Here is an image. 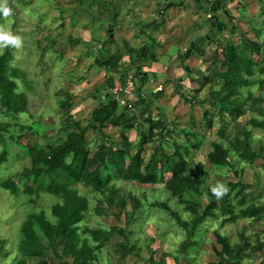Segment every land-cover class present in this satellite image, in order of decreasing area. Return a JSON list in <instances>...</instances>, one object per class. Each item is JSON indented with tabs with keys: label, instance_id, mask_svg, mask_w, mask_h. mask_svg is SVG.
Wrapping results in <instances>:
<instances>
[{
	"label": "trees",
	"instance_id": "16d2710c",
	"mask_svg": "<svg viewBox=\"0 0 264 264\" xmlns=\"http://www.w3.org/2000/svg\"><path fill=\"white\" fill-rule=\"evenodd\" d=\"M15 2L16 0H9V6L13 10L12 16L16 12L15 6L13 7ZM110 2L115 12L108 17V22L115 27L120 18L119 8L117 3L112 0ZM102 3L103 0L93 2L80 0L82 6L95 9L105 19L106 12H102L100 7ZM162 18H165L164 13L152 24L155 32L163 27L165 21H162ZM1 19H3L2 15H0ZM143 30L146 33V30ZM139 32L137 35L140 34ZM109 35L108 30L107 35L102 38L107 40L100 41L96 45L98 56L93 64L98 68L116 73L121 70L120 63L124 56H129L131 65L121 71L117 96L107 99V96L88 93L86 98L94 99L98 104L91 113L90 123L85 126L82 121L75 120L72 115L75 103L71 94L60 89L57 96L64 98L59 101V106L64 112L65 121L62 123V128L63 131H67V134L58 142L44 145L31 144L33 127L19 120L21 115L29 114L28 95L20 90L17 83L19 79L23 83L27 82L26 72L12 65L14 58L8 48L0 55V165L7 160L12 149L23 139H25L24 145L30 158V166L25 167L18 174L22 184L19 185L15 177H6L0 181V188L16 197L24 194L32 204H36L42 193L53 195L58 200L54 202L50 213L44 210L33 212L23 223L18 253L25 257V260L21 259L19 264H28L29 258H41L35 264H52L51 253L63 264H101L106 244L116 236L123 238V241L116 245V252L121 257L129 254L138 256L139 248L132 238L134 231L129 226L135 221L138 212L144 209L143 204L146 198L133 195L131 192L124 193L116 185L114 176L122 182L142 185H155L158 182L164 184V201H156L152 206L167 211L185 231L186 235L179 245L177 256L183 254L188 260L192 257V253L197 251L199 241H202L197 234L199 235V229L207 228L203 226L207 219L221 218L219 224L222 227L236 223L241 218H249L253 221L264 219V208L259 204L247 202L244 192L248 187L245 184L229 182L226 185L229 189L226 195L220 199L213 195L211 189L216 184L208 183L210 177L205 166L199 163L192 170L193 166L188 161L191 150L197 149L200 144H194L191 150L176 145L175 153L172 155L166 153L164 144L169 140L166 134L169 126L167 120L145 121V124L149 126V134L148 137L141 135L140 148L134 156H131V144L127 137H124V144L121 147L112 142L105 133V126L113 121L119 107L122 106L118 96H123L129 104L123 106L125 109L115 125L124 129H133L138 112L137 109L130 107L131 102L139 103L145 99V95H141L143 92L141 89L150 82L148 73L141 71V64L159 63L157 53L159 45L153 41L133 48L128 41L124 40L120 53L113 55L107 47ZM49 41L51 43L49 46L53 47L55 39ZM99 46L101 47L98 49ZM196 48L197 45L193 52L184 58V61L196 52ZM251 50L258 57L264 53V49L256 43L251 44ZM219 55L221 56L217 62L226 65L227 68L219 74L224 84L220 87V91L214 89L210 91V108L217 111L221 120L225 118L224 116L230 120H239L245 116L247 108L255 99L253 88L255 86L264 88V78H261L264 74V64L260 66L258 62L249 58L246 49H238L231 43H228ZM132 68L136 70L135 75L130 78L129 73ZM210 79L204 77L199 81L200 90L212 83ZM105 85L109 92H113L116 88L112 76L106 79ZM137 88L140 94L139 99L135 94ZM175 90L184 98V95L180 93L182 91L180 84ZM131 93L135 94L134 98H131ZM100 97L102 99L98 100ZM258 112V116H253L248 122L243 123L239 137H234L230 145L217 141L211 143L207 160L216 172L234 170L233 176L239 178L240 173L237 169L243 173L247 162L253 163L260 158L261 155L254 152L252 147V129L264 131V109L259 107ZM209 115V111L204 114L205 118ZM30 119H35V116L31 115ZM208 126L212 127V123H208ZM89 129H93L96 137L101 140L95 152H92L86 141ZM155 130H159L160 135L156 134ZM185 136L187 140L190 137L197 138L196 135L188 132ZM154 140H158V146L145 164L142 156L144 145ZM167 173L170 174L169 177H166ZM217 175L219 176V173ZM82 188L92 194L100 195L111 212L113 208L116 210L114 214L117 217L124 215L127 226L125 228L83 227L82 223L89 213L90 200ZM129 205H131L130 211L127 210ZM99 207L96 211L102 215L105 209ZM178 207L182 208V213L189 215L188 219H183L180 210H177ZM215 235L221 246V250L216 251L219 260L209 264H242L244 247L250 245L245 234H241L240 243L234 244L218 231H215ZM254 243L256 246L251 249L252 256H256L264 248V243L259 236L254 237ZM5 254V241L0 240V257ZM174 260L176 264H181L179 257H175ZM152 262L154 264V261Z\"/></svg>",
	"mask_w": 264,
	"mask_h": 264
},
{
	"label": "rangeland",
	"instance_id": "374dc122",
	"mask_svg": "<svg viewBox=\"0 0 264 264\" xmlns=\"http://www.w3.org/2000/svg\"><path fill=\"white\" fill-rule=\"evenodd\" d=\"M93 1L89 0V2ZM112 1H115L118 5L120 18L114 27V37L108 41L107 47L111 50V54L116 55L123 48L124 40L134 42L133 38L135 36V42L139 41L137 38L140 34L137 35L136 19L142 17L143 13H145L146 17H150V13L155 14V12L149 10L150 4H146V1H141L140 3L134 0H128V3L126 1ZM159 2H163V0H159ZM110 3V0H103L100 6L101 11L106 12L104 19L95 9L82 6L80 0H16L13 5V7L15 6V14L7 22H5L4 18L0 20V24H5L8 30L14 35L21 36L23 39V46L21 48L16 49L11 46L7 48L14 58L12 65L24 70L27 75L26 83H23L21 79L17 80L20 90L26 92L29 98V114L21 115L19 120L22 123L32 125L33 137L30 140L31 144L38 143L44 145L46 143L58 142L67 134V131H63L64 129L62 128L65 118L64 112L60 110L59 106V101L64 98L57 96V92L60 89H64L66 92L72 94V84L80 81L84 86L83 93L85 88L92 87L93 85L92 82L87 84L89 81H86L92 71L94 72L91 76V81L95 82L94 85L97 84V81H103V75L98 76V74L105 71V69L98 71V66L94 65L93 62L98 56L96 45L100 41H103L102 38L107 35L108 17H111L115 12ZM259 6L260 9L258 10ZM143 7L146 9H142ZM207 8L205 6V9ZM258 8L255 10L254 16L251 17V22L245 19L248 22L246 25L245 23H238V26L233 25V34H231L229 18L223 12V7L218 8L212 14L224 26L227 36L222 34L224 32L221 33V37L220 33H217V37H214L215 39L213 38L205 42L207 45L213 42V45H197L196 52L194 53L199 55L200 47L205 48L206 54L210 56L207 58L208 60L201 63L190 58L182 74L184 75L182 76L184 77V83L180 80V77L173 78L175 89L176 82H179L182 86L180 93L184 95L185 104H191L189 105V109L182 110L183 114L179 112L178 115H184L182 117L176 115L175 112L168 115L166 114L167 110L163 114H160L161 111L155 110V115L153 116L154 118H159V120L165 118L169 123L168 130L165 131L170 138L172 146L168 143L164 144L168 155L175 153L176 145L184 148L187 147L191 150L194 144H200L197 149L191 150V166H193L192 170H194L196 164H203L210 177L208 183L228 185L229 182L236 181V176H233L234 170L227 169V171L216 172L213 166L208 163L207 153L211 147V143L217 141L230 145L234 137H239V131L243 123L248 122L253 116H258L259 107L264 109V88H260L259 86L253 88L255 99L247 108L245 116L239 120H230L227 116H224L225 118L221 120L217 111L211 110L209 104V92L211 89L220 91V87L224 84L219 74L226 70L223 68V65L221 68L220 64L215 62L221 55L216 54L211 58L212 53L215 51V45L220 47L219 54H221L223 48L228 43L234 44L238 49H246L249 58L258 62L260 66L264 64V53L258 57L251 50L252 43H256L264 49V4H258ZM240 13H243V11ZM177 16L178 13L174 12L172 22H176L179 25V18H176ZM142 21L144 22V20ZM120 24L121 26H126L127 29L123 31ZM144 25L143 28L147 29ZM203 25L205 27V34L199 32L191 34L189 32L190 34H186L188 36L186 40H189V36L196 38L199 34L208 35L209 29L206 24L203 23ZM181 37L183 38V36ZM50 39H55L56 41L53 47L49 46L51 44ZM190 44H187L179 55L186 53ZM7 48L0 49V55ZM179 55L178 61L184 63V60L179 59ZM129 63L130 60L127 64ZM172 67L174 69H181L180 63H178V66ZM120 71H123V69ZM141 71L145 72L144 69ZM130 72L133 73L132 70ZM174 75L176 74L174 73ZM205 75L211 78L212 85H206L207 87L203 92V88L200 90L201 83L199 80ZM261 78H264V74ZM98 92L90 93L96 94ZM78 93H81V91ZM179 102L180 104L182 103L180 100ZM74 110L72 111V115L75 118L76 114H74ZM207 111H209L210 115L208 118H205L204 114ZM31 115L35 116V119H30ZM85 117L82 116L83 121L86 119ZM84 123L86 124L87 122ZM208 123H212V127H209ZM252 131L253 143L258 141L264 142V131L259 129H252ZM187 132L197 136V138H193L194 141L192 143L185 142L184 135ZM196 132L200 135H197ZM24 144H26L25 139L12 149L7 160L0 165V181L6 177H15V181L19 185L22 184V180L18 174L25 167L30 166V158ZM155 145H157V142L147 148L145 157L148 156L150 147H152L151 151L156 149L157 146L155 147ZM192 151H195L194 154H192ZM217 173H219V176ZM169 175L167 174L166 177H169ZM247 179L244 178L243 183ZM114 180L124 193L131 192L133 195L146 198L145 202L142 198L144 209L142 208L143 210L138 212L135 221L129 226L134 231L132 238L139 248V255L129 254L128 256L121 257L116 252V245L122 242L123 238L116 236L106 244L102 253L101 264H153L152 261H154V264H176L175 257L180 258L181 264H209L210 262L219 260L216 251L221 250L215 231H218L223 237H227L231 243H240L238 235L244 225H249L246 234L250 236L260 230H264V222L253 225L252 223L249 224V220H241L236 224L231 223L222 227L219 224L221 218H218V220H215L216 218H209L203 225L207 228L198 230L199 235L197 234V237L200 236L202 241H199L200 244L197 251L192 253V259L190 258L191 260L188 261L183 254L177 256L179 245L186 235L185 231L167 211L152 206L156 201H164V184L158 182L155 185H142L133 182H122L116 176H114ZM82 190L90 200L89 213L82 223L83 227L101 228L104 226L125 228L127 226L125 218L121 217L120 219V217H117L114 214L116 213L114 208L113 212H111L107 204L102 201L100 195L92 194L84 188ZM56 201L58 200L53 195L42 193L37 199L36 204H32L26 195L21 194L16 197L0 188V240L5 241L6 249V254L0 257V264H19L21 259L25 260V257L18 253L23 223L27 220L28 215L33 212L44 210L50 213ZM97 207L105 209L102 211V215H99L96 211ZM127 210H131V205L128 206ZM177 210H180L183 219H188L189 215L182 213L181 207H178ZM254 246H256L255 243ZM152 251L154 252L152 253ZM263 253L264 248L254 257H244L242 264H264ZM40 259L29 258L27 262L28 264H35ZM50 261L52 264H63L52 253Z\"/></svg>",
	"mask_w": 264,
	"mask_h": 264
},
{
	"label": "crops",
	"instance_id": "0c3cea01",
	"mask_svg": "<svg viewBox=\"0 0 264 264\" xmlns=\"http://www.w3.org/2000/svg\"><path fill=\"white\" fill-rule=\"evenodd\" d=\"M118 1H128V0H116ZM137 1V3H140L141 1H146V4H150V8L149 10L152 12H155V14L150 13V17H146L145 13L142 14V17H139L138 19H136V28H137V32L140 33V36H138V42H135V36L133 38L132 42L131 40L129 41V43L131 44V46L133 48H138L140 46H142L143 44H148V43H152L153 41H156L158 43V47H157V53L159 56V63H152V64H141L142 69L145 70L146 73H148V77H149V83L144 86L141 90L143 91L141 93L144 94L145 99L142 102L139 103H135V102H131L132 103V109H137V122L135 125V128L133 129H124L121 128L119 126L115 125V122L119 120L120 115L122 114V111H124V107L120 106L115 117L113 118L112 122H109L106 124V129H105V133L111 138L112 142L118 146L121 147L124 144V137H127L130 144H131V156H134L138 149L140 148V144H141V140L142 137L141 135H145L148 137L149 134V126L147 124H145V121H149V120H159V118H154L153 116L155 115V110H157L158 112H160V114H163L166 110L168 112H166V114L170 115L171 113L175 112L176 115L179 114V112H181V114H183L182 110H188L189 109V105H191L190 103L185 104V99L178 95L176 93L175 89V85H174V80L173 78H179L180 80H182V82L184 83V75L183 71L185 70V66H187V61H189V59L191 58L192 60H196L199 61L201 63H204V61L208 60L207 58H209L210 56L206 54V51L204 50L205 48H201L200 47V54H195L193 53L192 56L185 60L184 63H182L181 61H178V55L180 54V52H182V50L186 47V45L190 44L193 40L197 39L198 37L201 36V34H205V27L203 25V23L205 24L206 20H207V15L208 13H211V15L213 13H215L217 11L218 8L223 7L224 10L228 11L229 13V23H230V27H231V34H233V27L234 26H238L239 24H244L245 25L248 23L246 20H249V22H251L252 20V16H254V12L255 10L258 8V4L262 3L264 4V0H220L221 1V6L217 7L215 10H211V8H209V6L206 4V0H168L167 3H164L165 1H163V4H159L161 2H159V0H134ZM132 1V2H134ZM115 2V1H114ZM131 2V1H130ZM170 2H173L172 6L170 7L168 4ZM128 3V2H127ZM205 6H207L208 8L205 9ZM145 7H143L142 9H144ZM146 9V8H145ZM210 9V12H209ZM260 9V6L258 8V10ZM223 10V12H225ZM241 11H243V13H240ZM174 12L178 13V16L176 18H179V25L176 22H172L173 17H174ZM235 12V13H234ZM164 13V17L162 18V21L164 22V26L160 29L157 30L156 32L154 31L152 24H154L156 22V20L159 18V16ZM138 14V13H137ZM150 18V20H148ZM154 18V19H153ZM232 18V19H231ZM144 20V22L142 20ZM246 19V20H245ZM128 22V21H127ZM138 23H141V25H138ZM145 25H144V24ZM237 23V24H235ZM143 25L146 28H143ZM178 25V26H177ZM234 25V26H233ZM122 30H126V26H121ZM204 27V28H202ZM208 27V26H207ZM146 30V33H144V30ZM226 30H224L222 34L227 36V33L225 32ZM193 34L195 32H199L201 34H199L198 36H196V38L190 37L189 36V40H186L188 36H186V34ZM222 34H220V37L222 36ZM183 36V38L181 37ZM181 38V39H180ZM185 38V39H184ZM193 38V39H192ZM207 45V44H204ZM208 45H213V42L208 43ZM207 45V46H208ZM215 47V51L212 53V57H214V55H219L220 52V47L218 46H214ZM130 58L129 56H124L123 60L120 63V69L126 70L127 68L130 67L131 63L127 64L129 62ZM216 63L217 60H215ZM178 63H180L181 65V69L180 68H176L174 69L172 66H178ZM214 64V63H213ZM220 64V63H219ZM226 69V65L224 64H220V67ZM102 71L104 69L99 68L98 71ZM135 70L132 68V72L129 73V77L132 78L135 75ZM200 70H202V68H200ZM94 71H92L89 75V77L87 78L86 81H89L87 84H89L90 82H92V87H87L85 88L84 92L82 93L84 86L83 83L77 82L72 84V94L71 97H73L74 103H75V110H74V114L75 115V120L77 121H82L83 125L87 126L90 121H91V113L92 111L96 108L97 106V101L94 99H90V98H86L87 94L90 92H96L99 91L98 93H96V95H100V96H107V99H111L117 96V90L119 89V85H120V80H119V76L121 74L120 72H110L108 70L102 71L101 73L98 74L99 75H103L102 78V82L97 81V84H95V82L91 81L92 80V74ZM193 72V71H191ZM195 72V71H194ZM224 72V71H223ZM174 73L176 75H174ZM185 73V72H184ZM221 74V73H220ZM110 76H112L115 80V84H116V88L115 90H113V92H109L108 87L105 85V81L107 78H109ZM204 77H208L210 78L208 75H205L203 77H201L200 80H202ZM194 79H196L194 77ZM199 80V81H200ZM82 82V81H81ZM130 82V81H129ZM173 83V84H172ZM161 87L162 89L158 92L155 93L154 90ZM207 86H205L203 88V92L205 91ZM81 93H78L80 92ZM151 91V92H150ZM202 92V91H201ZM202 92V93H203ZM200 93V94H202ZM210 93V92H209ZM136 96L139 99L140 98V94H139V89L137 88L136 91ZM182 97V98H181ZM119 99V96H118ZM179 100L182 102L180 104ZM78 104V105H76ZM77 107V108H76ZM162 107H164V109H162ZM176 108V109H175ZM132 115V114H131ZM82 116H86L83 121ZM178 116H184V115H178ZM166 120L165 118L161 119V121ZM84 122H87L86 124ZM144 125V126H143ZM172 126V124H171ZM165 131V130H163ZM95 131L93 129H89L87 131L86 134V141L88 143V146L92 148V152H95L98 145L100 144V139H98L95 135ZM155 133L160 135L159 130H155ZM197 135H200L199 133L196 132ZM204 136V135H202ZM185 142H193V137H190L189 140L186 139L185 135ZM157 142L158 146V141L154 140L151 141L150 143L144 145L143 148V152H142V156L145 160V164L150 160L151 155L154 153L155 150L151 151L150 147V152L148 153V156L145 157L146 154V150L149 146H152L153 143ZM187 142V143H188ZM167 143L169 145L172 146V143L170 144V138L167 141ZM256 143V144H255ZM253 143L252 147H253V151L256 153H259L261 156L260 158H257L253 163L247 162L244 165V170L243 173L241 172L240 169H238L239 171V178L236 177V181H233L234 183L237 182H242V184L247 185V190L245 191V195L247 198V202L248 203H256L259 204L261 207L264 208V142L258 141ZM185 146H187L186 144H184ZM174 146V145H173ZM157 148V147H156ZM187 148V147H186ZM191 148V146H190ZM211 151V147L208 151V153ZM195 151H192V154H194ZM207 153V154H208ZM191 156V155H190ZM148 158V160H147ZM190 157L188 158V161L190 162L191 165V161H190ZM241 168V167H240ZM169 174V173H167ZM243 175V176H242ZM245 176V177H244ZM244 178L247 179L246 182L243 183ZM254 186V187H252ZM250 189V190H249ZM233 195H235V193H233ZM121 217H124L121 216ZM120 217V219H121ZM241 220H249V224H253L256 225L258 223H262L264 222L263 220H260L258 222H255L249 218H241L239 219L238 222H240ZM236 222V223H238ZM233 223V224H236ZM264 224V223H263ZM249 226V225H248ZM247 225H244L242 230L239 231V238H240V242L242 240L241 234L244 233L245 236L249 239V243L250 245H247L244 247V257L249 258L254 257L251 255V249L254 245V237L255 236H259L261 238L262 243H264V230H260L257 233H253L251 236L246 234V232L248 231L249 227ZM234 244V243H233ZM135 252V250H134ZM154 251H152L153 253ZM264 256V253H263ZM243 257V258H244ZM192 259V258H191ZM191 259H187L188 261H190Z\"/></svg>",
	"mask_w": 264,
	"mask_h": 264
},
{
	"label": "clouds",
	"instance_id": "9594fccd",
	"mask_svg": "<svg viewBox=\"0 0 264 264\" xmlns=\"http://www.w3.org/2000/svg\"><path fill=\"white\" fill-rule=\"evenodd\" d=\"M13 10L9 6V0H0V15L3 16L5 22L12 16ZM13 47L19 49L23 46V39L21 36L14 35L10 30L6 28L5 24H0V49ZM214 196L217 199L222 198L229 191L226 185L218 183L211 189Z\"/></svg>",
	"mask_w": 264,
	"mask_h": 264
},
{
	"label": "water",
	"instance_id": "95a60500",
	"mask_svg": "<svg viewBox=\"0 0 264 264\" xmlns=\"http://www.w3.org/2000/svg\"><path fill=\"white\" fill-rule=\"evenodd\" d=\"M197 1H199V0H197ZM164 3H166V0H165ZM172 4H173V2H170L168 5L171 7ZM220 6H221V1H219L217 3V5L213 6L212 10H215L217 7H220ZM224 13H225V15L227 17H229L228 11H225ZM205 24L208 26V29H209L210 33L208 35H201L199 38H197L194 41H192L191 44H190V47L186 51V53L179 55V59L184 60V58L187 55H189V54H191L193 52V50H194L196 45L205 44L206 41H208L210 39H213L217 35V33L221 34L223 32V26L220 23L216 22L215 15H212L211 17H209L206 20ZM113 29H114V25L113 24H109L108 25V30H109L110 35H109L108 38H110V39L114 37ZM106 40H107V38L103 39V42H105ZM93 47L95 48V46H93ZM100 47L101 46H99L98 48H100ZM176 83H177L176 86H178L179 82H176ZM122 98H123V96L120 95L119 99H122ZM101 99H102V97L98 98V100H101Z\"/></svg>",
	"mask_w": 264,
	"mask_h": 264
},
{
	"label": "built area",
	"instance_id": "2783aa9c",
	"mask_svg": "<svg viewBox=\"0 0 264 264\" xmlns=\"http://www.w3.org/2000/svg\"><path fill=\"white\" fill-rule=\"evenodd\" d=\"M220 0H206V4L209 6V8H211V10H212V7L213 6H215V5H217V3L219 2ZM209 12H210V9H209ZM212 15H211V13H208V15H207V17L209 18V17H211ZM207 18V19H208ZM162 88L161 87H159V88H157V89H155L154 90V92L155 93H157L158 91H160ZM121 91V90H120ZM135 97V94H132L131 93V98H134ZM120 101V104L122 105V106H126L127 104H129L128 103V101H127V99H124V97L122 98V99H120L119 100ZM130 107H132L131 105H130Z\"/></svg>",
	"mask_w": 264,
	"mask_h": 264
},
{
	"label": "flooded vegetation",
	"instance_id": "af4514ba",
	"mask_svg": "<svg viewBox=\"0 0 264 264\" xmlns=\"http://www.w3.org/2000/svg\"><path fill=\"white\" fill-rule=\"evenodd\" d=\"M166 1H168V0H166ZM166 3H167V2H166ZM216 22L219 23V21H217V20H216ZM113 32H114V29H113Z\"/></svg>",
	"mask_w": 264,
	"mask_h": 264
}]
</instances>
